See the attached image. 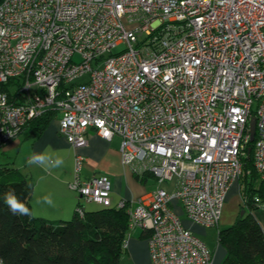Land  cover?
Segmentation results:
<instances>
[{
    "label": "built area",
    "instance_id": "1",
    "mask_svg": "<svg viewBox=\"0 0 264 264\" xmlns=\"http://www.w3.org/2000/svg\"><path fill=\"white\" fill-rule=\"evenodd\" d=\"M49 110L74 148L88 130L117 136L121 162L153 175L135 206L116 205L128 214L124 246L140 228L151 264H212L176 207L218 225L252 116L264 183V0H1L0 146ZM83 161L75 151L67 183L79 215L82 202L112 205L110 178L82 177ZM238 191L264 213V189Z\"/></svg>",
    "mask_w": 264,
    "mask_h": 264
},
{
    "label": "trees",
    "instance_id": "2",
    "mask_svg": "<svg viewBox=\"0 0 264 264\" xmlns=\"http://www.w3.org/2000/svg\"><path fill=\"white\" fill-rule=\"evenodd\" d=\"M1 1V0H0ZM12 83L1 84L2 89ZM57 115L55 110L44 111L33 118L30 136H38ZM24 128V129H25ZM253 142L244 145L243 173L239 183L247 196L264 189V183L256 188L258 174L253 167ZM248 147L250 151L248 152ZM133 175L141 182L153 175L144 172ZM33 183L31 178L13 166L0 167V264H118L125 252L128 214L126 207L102 206L96 210L74 213L70 219L49 221L34 216L13 215L4 203V195L15 190L18 198L29 208ZM251 209L249 201L242 204L243 214L238 212L234 222L217 230L218 242L225 249L220 264H264V229ZM148 235L143 231L142 236Z\"/></svg>",
    "mask_w": 264,
    "mask_h": 264
},
{
    "label": "crops",
    "instance_id": "3",
    "mask_svg": "<svg viewBox=\"0 0 264 264\" xmlns=\"http://www.w3.org/2000/svg\"><path fill=\"white\" fill-rule=\"evenodd\" d=\"M53 120L38 136H30L29 127L23 129L16 137L0 146V167L9 165L13 151L16 154L12 166L19 169L31 178L33 187L29 197V206L34 216L45 218L49 221L67 220L75 213L78 203L77 193L71 190L67 183L73 174V156L77 151L84 156L81 166L82 177L92 174H107L111 180V203L116 206L120 200L127 201V207L135 206L139 196L143 195L146 188L134 177L132 171L121 162L118 150L119 137L113 136L107 140L88 130L85 145L74 148L58 131V121ZM35 153H43L52 158H60L63 164L60 167L45 169L38 165H30L28 159ZM7 165V166H8ZM153 181V180H152ZM51 195V205L43 203L42 197ZM85 210V207H82ZM255 217L264 228V213L256 212ZM140 233L128 237L125 252L118 264H151L148 253L147 235ZM135 233V232H134ZM225 250L217 254L212 250V264H220Z\"/></svg>",
    "mask_w": 264,
    "mask_h": 264
},
{
    "label": "rangeland",
    "instance_id": "4",
    "mask_svg": "<svg viewBox=\"0 0 264 264\" xmlns=\"http://www.w3.org/2000/svg\"><path fill=\"white\" fill-rule=\"evenodd\" d=\"M121 48H122L121 46L115 47L113 49V52L118 51ZM56 119L58 121V117H56L55 120ZM22 132H25V134H26V131L23 130ZM12 153H13V155H12V158L9 159V165L7 164L8 166H12V160L16 154V149ZM242 178L243 177H241V179L238 181H242ZM258 181H260V179L257 180L255 185L258 184ZM142 184L146 188V190H148V191L152 190L156 186L155 182H153L151 178H148L147 181L145 183H142ZM238 185H239V183L238 184L235 183L229 189L227 196H226V199H225L224 204H223L221 217L219 219L217 226H203V225L194 223L189 218H187V216L183 213V211L180 209V207H176L177 213L179 214V217H180L183 225L186 226L187 228H189L191 230V232L196 237H198L200 240H202L211 250H214L215 252L217 251V254L220 251H223V249H224L223 246L220 245L218 242L217 230L230 226L234 222V220H235L238 212L240 211V209H242L241 208L242 199H241V196H240L239 191H238ZM81 206L82 207L84 206L85 210H96V209H99L102 207L100 204H97L94 202H82ZM250 208L251 209H248V207H245V209L247 211L248 210L252 211L253 215H255L256 212H261L257 209H253L252 207H250ZM139 233H140V228H134L131 231L130 235H132V234L137 235ZM120 260H121V258H120Z\"/></svg>",
    "mask_w": 264,
    "mask_h": 264
},
{
    "label": "clouds",
    "instance_id": "5",
    "mask_svg": "<svg viewBox=\"0 0 264 264\" xmlns=\"http://www.w3.org/2000/svg\"><path fill=\"white\" fill-rule=\"evenodd\" d=\"M28 163L48 169L60 167L63 164V160L60 158H52L43 153H35L29 157ZM42 202L51 205L53 203L51 195L43 196ZM4 203L13 215L30 216L32 214L30 208L18 198L15 190H9L5 193Z\"/></svg>",
    "mask_w": 264,
    "mask_h": 264
},
{
    "label": "water",
    "instance_id": "6",
    "mask_svg": "<svg viewBox=\"0 0 264 264\" xmlns=\"http://www.w3.org/2000/svg\"><path fill=\"white\" fill-rule=\"evenodd\" d=\"M248 130H249V142H253L254 138H255V133H256V129H255V117L252 116L250 119H249V122H248ZM250 147H248V152L250 151ZM244 212V209H240L239 213L240 214H243Z\"/></svg>",
    "mask_w": 264,
    "mask_h": 264
}]
</instances>
